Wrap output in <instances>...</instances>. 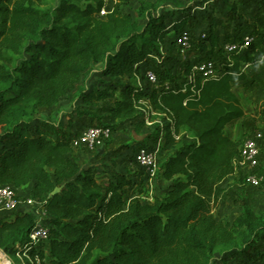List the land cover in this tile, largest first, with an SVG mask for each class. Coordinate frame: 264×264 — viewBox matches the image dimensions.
<instances>
[{
    "label": "trees",
    "instance_id": "16d2710c",
    "mask_svg": "<svg viewBox=\"0 0 264 264\" xmlns=\"http://www.w3.org/2000/svg\"><path fill=\"white\" fill-rule=\"evenodd\" d=\"M154 1H143L132 15L122 10L127 2L117 0L101 17L105 0L53 6L49 0H0V187L32 186L31 196L45 203L50 230L46 242L28 251L33 214L1 219L6 254L23 256L26 264H229L264 239V218L251 209L233 222L214 212L221 183L238 174L234 160L244 143L229 133L245 117L234 87L248 79L245 68H256L263 52H251L252 46L225 53L211 20L207 34L193 37L198 58L183 63L178 76L157 72L169 89L139 86L162 47L178 48L176 36L200 9L178 4V17L168 22L171 15L159 12L177 0ZM204 60H215L216 76L189 80ZM94 67L111 80L81 90L77 118L94 117L109 101L105 113L134 122L138 131L147 124L138 120L143 109L167 119L160 151L168 157L157 173L166 187L159 193H152V177L144 172L109 168L99 175L94 166H81L75 158L81 131L72 122L64 125L73 133L51 130L39 117L79 90Z\"/></svg>",
    "mask_w": 264,
    "mask_h": 264
},
{
    "label": "rangeland",
    "instance_id": "374dc122",
    "mask_svg": "<svg viewBox=\"0 0 264 264\" xmlns=\"http://www.w3.org/2000/svg\"><path fill=\"white\" fill-rule=\"evenodd\" d=\"M125 1L127 3L123 5L122 10L132 15H136V11L143 1L155 2L154 0ZM58 2L59 0H49L52 6L58 4ZM114 3L115 0H109L108 2L111 6ZM178 4L200 6V9L193 11L194 22L188 28L193 37L202 33L207 34L209 23L212 20L215 24V36L217 35L216 31L219 30V36L222 38L219 43L221 46L224 41L229 42L246 35H254L258 37H256L254 48L252 47L251 52L257 49L263 52L264 56V40L261 38L264 34V0H177L174 3L166 4L165 7L161 8L159 14H170L171 16L167 20L168 22L173 21L179 14ZM256 32H258L257 35H255ZM194 55H198L195 49L183 54L179 48L166 45L161 48L160 54L156 55L157 59L153 60L149 67L158 73L167 72L172 77L178 76L182 69L181 66L185 62L184 59L188 61ZM99 70V67H94L87 72L82 78L80 87H78L79 90L69 92L67 96L61 99L57 107L40 110L39 117L47 124L46 128L64 130L67 134L74 132L64 125L71 122L74 123V127L78 128L81 133L93 126L114 127L112 137L108 141L97 145L94 149L85 148L78 144L77 140L81 135L80 133L75 141L78 149L75 158L81 166H94L99 175L103 170H108L109 168H117L121 172L132 174L144 172L135 165L134 151L141 145H150L154 149L160 147L167 119L163 115L156 113L150 115L146 109H143L141 111L142 116L138 120L146 121L147 124L142 131H138L134 122L122 123L112 119L105 113L106 108L112 104L109 101L100 105L94 117L87 120L85 118H77L76 110L84 107L80 100L81 90L88 91L98 86L101 80H111L103 79L99 74ZM245 71L248 73V79L234 87L235 93L240 98L245 117L229 133L240 143L254 136L259 131L263 133V140L260 143L261 164L258 170L263 176V183L260 188H253L249 185L244 178L246 173L249 172L247 168L239 169L238 174L222 183L221 188L224 193L214 212L219 219L229 222H233L240 216L244 208H249L264 218V57L256 68L246 67ZM113 81L118 84H125L129 80L116 78ZM137 82L139 86H144L148 90L153 89L143 75L138 78ZM167 157L168 154L159 151V167ZM165 186L166 183L160 180L158 175L152 177V193H159ZM20 194L24 198L31 197V187L25 188ZM5 215L8 214L0 211V219ZM0 254L10 264H26L23 256H11L6 254L1 248ZM229 264H264V239L256 244V247L249 251L246 257L233 258L229 261Z\"/></svg>",
    "mask_w": 264,
    "mask_h": 264
},
{
    "label": "built area",
    "instance_id": "2783aa9c",
    "mask_svg": "<svg viewBox=\"0 0 264 264\" xmlns=\"http://www.w3.org/2000/svg\"><path fill=\"white\" fill-rule=\"evenodd\" d=\"M105 2L106 6L101 12V17H106L112 11V6L108 4L109 0H105ZM255 41V36L246 35L240 41H224L222 43V48L225 53H243L249 50L254 45ZM174 42L183 54L194 49L195 41L188 28L183 29L176 36ZM184 61L186 62L187 60L184 59ZM216 66L217 64L215 60H204L197 62L193 66L189 80L192 81L195 77H201L203 79L214 78L216 76ZM143 76L147 80L148 84L153 88H170L168 82L161 84L159 75L150 67H146L144 69ZM111 137V128L93 126L86 129L80 135L77 142L85 148L94 149L97 145L108 141ZM262 140L263 133L261 131L245 140L241 146L239 155L234 160L237 173L241 168H247L249 170L244 178L253 188H260L263 183V176L258 171L261 164L260 143ZM76 144L77 143L75 142V145ZM159 151L160 147L154 149L150 145H141L137 147L134 151L135 165L151 177H155L159 169ZM44 204V201L37 200L32 196L24 198L19 194L18 189L13 185H4L0 187V211L10 215H13V213L16 214L29 212L32 213L35 218L34 229L30 234L28 244L25 246L28 251L37 244L46 242L49 239L50 230L49 225L47 224L49 215L44 209Z\"/></svg>",
    "mask_w": 264,
    "mask_h": 264
},
{
    "label": "crops",
    "instance_id": "0c3cea01",
    "mask_svg": "<svg viewBox=\"0 0 264 264\" xmlns=\"http://www.w3.org/2000/svg\"><path fill=\"white\" fill-rule=\"evenodd\" d=\"M217 35H218V37H219V40L221 41L222 38L219 36V30H217ZM198 57H199V53H198V55H194L192 58L195 59V58H198ZM235 175H236V174H235ZM233 176H234V175H233ZM233 176H230V177H233ZM230 177H228L227 179H229ZM227 179H226V180H227ZM226 180H224L223 182H225ZM223 182H222V183H223ZM222 183H221V185H222ZM30 187H31V193H32V186H30ZM165 187H166V186H165ZM165 187H164V188H165ZM24 189H25V188L18 189L19 194H20V192H21L22 190H24ZM20 195H21V194H20ZM21 196H22V195H21ZM9 216H10L9 214H8V215H5V216H3L1 219L6 218V217H9ZM1 219H0V220H1Z\"/></svg>",
    "mask_w": 264,
    "mask_h": 264
},
{
    "label": "bare ground",
    "instance_id": "6f19581e",
    "mask_svg": "<svg viewBox=\"0 0 264 264\" xmlns=\"http://www.w3.org/2000/svg\"><path fill=\"white\" fill-rule=\"evenodd\" d=\"M0 264H10L2 254H0Z\"/></svg>",
    "mask_w": 264,
    "mask_h": 264
},
{
    "label": "water",
    "instance_id": "95a60500",
    "mask_svg": "<svg viewBox=\"0 0 264 264\" xmlns=\"http://www.w3.org/2000/svg\"><path fill=\"white\" fill-rule=\"evenodd\" d=\"M58 192V189L54 190V192L52 193V195H55Z\"/></svg>",
    "mask_w": 264,
    "mask_h": 264
}]
</instances>
